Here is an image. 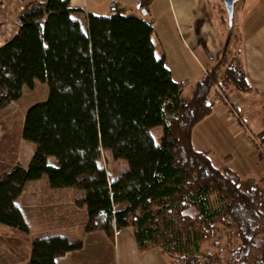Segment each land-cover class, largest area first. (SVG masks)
Masks as SVG:
<instances>
[{"label":"trees","instance_id":"trees-1","mask_svg":"<svg viewBox=\"0 0 264 264\" xmlns=\"http://www.w3.org/2000/svg\"><path fill=\"white\" fill-rule=\"evenodd\" d=\"M13 20L16 32L0 46V111L36 82L48 92L24 115L29 162L0 174V225L29 233L15 201L45 177L52 190L84 192L74 204L85 211L84 233L113 241L127 229L140 253L157 249L168 264H264V176L214 167L191 143L193 127L213 111L215 86L252 91L241 61L229 58V38L185 94V83L154 55L151 22L123 7L102 16L69 0H31ZM262 111L255 137L264 146V103ZM152 129H160L157 142ZM103 151L126 169L109 176ZM81 248L66 236L36 237L26 264H56Z\"/></svg>","mask_w":264,"mask_h":264},{"label":"crops","instance_id":"crops-1","mask_svg":"<svg viewBox=\"0 0 264 264\" xmlns=\"http://www.w3.org/2000/svg\"><path fill=\"white\" fill-rule=\"evenodd\" d=\"M18 1L21 3L23 2V4L20 5ZM27 1L30 0H0V46L10 39V37L16 32V27L13 23L14 16L17 10L27 3ZM69 4L72 8L80 9L87 14L102 16H108L110 14V6L113 4L123 8L125 7V13L131 8L130 4L127 5L122 1L118 2V0H69ZM257 10L258 12L252 10L256 13H251V11L247 12L241 28L243 34V43L240 50V54L243 56L241 64L246 69L245 75L252 91L244 94L235 92L229 93V99L235 104L236 108L241 113L243 121L248 124V130L249 132H252L256 141L258 140L255 136L261 130V118L263 115L262 103H264V7ZM131 14L138 16L135 13ZM73 17L78 19L82 25L85 24L83 15H75ZM189 18L191 21H194L193 19L196 18V15H191ZM198 18L202 19L199 23V34H202V37L198 40V37L195 36V28H193L188 31V39L191 40V43L194 46H197L198 43L203 45L204 53L206 52L204 57L211 68L215 60L212 57V52L214 51L212 44L214 41H218L222 48V43L225 38L223 37V31L219 26V29H217L218 35H216L214 28H212L208 22L206 14L202 15L201 13ZM188 25L190 27L189 22ZM220 55L221 54H219V56ZM216 57H218V53ZM209 69H202V74L205 75V72ZM198 80H193V83ZM39 84L42 85L41 93L45 94L46 87L44 84L36 82L34 88ZM27 90V88H23L22 97L14 103L20 102ZM209 101L211 100L209 99ZM25 112L23 115H25ZM21 129L22 126L20 128V134L18 133L17 141L15 142L16 150L14 156L11 157L9 161H5L8 170L16 163L23 166L27 165L33 153L34 147H31L21 138ZM154 130L155 129H152L150 131L152 137V132ZM158 140L154 139L155 142ZM191 143L196 151L209 153L214 167L220 165L227 166L241 178H253L257 180L264 176V146L256 148L255 144L248 138V133L241 126L240 122L233 118L223 106L213 107L212 113L193 127L191 131ZM6 149L7 146H3L0 149V156ZM23 150H25V153H23ZM48 162L54 164L52 158H49ZM42 180L43 178L27 183L21 195L15 201L24 216L29 230V233L26 235L28 243L26 245V250H24L25 254H23V257L21 258H17L16 251L13 249L8 248L7 250H2V246L7 245V242L11 243L13 240L15 241V239L11 238L7 233L10 229L6 227L3 229L4 232L0 231L1 264H26L29 252V242L35 236L44 237L60 235L68 238L67 229L74 230V236L72 239H80L82 242V248L58 259L56 264H168L166 258L157 249L140 253L136 248L132 234L127 229L117 231L114 234L113 241H109L106 236L100 232L84 233V209L82 208L79 210L81 216L76 225L73 223L74 214L76 212L74 203L71 202V209L68 211L71 213H67L65 208H63L65 201L61 202L57 200V198H61V195H63L60 194L61 189L52 190L48 187L45 180H43L46 184L43 189L46 190H39L36 183H39ZM50 194L52 197L49 196ZM50 198L56 199V202L54 200L56 203L55 207L57 210H61L62 214L67 217L66 223L68 224H65L63 230L59 229V231H52L53 233L40 235L43 233H35V231L37 232L40 230V227L39 225H36L38 222L36 223L33 221L36 220L33 218L37 217L38 219L36 221H38L41 215H44L45 212L40 209L41 215H38L39 213H35L31 207L33 204L39 203V206H42L43 209H46V207L52 208L53 206H51V204L53 201H51ZM38 199L40 200L39 202ZM32 225L34 226L31 227ZM43 228H45V226H43ZM46 228L49 229L50 227L46 226ZM15 237L18 239L17 235H15ZM15 246L17 248V245Z\"/></svg>","mask_w":264,"mask_h":264},{"label":"rangeland","instance_id":"rangeland-1","mask_svg":"<svg viewBox=\"0 0 264 264\" xmlns=\"http://www.w3.org/2000/svg\"><path fill=\"white\" fill-rule=\"evenodd\" d=\"M120 1L125 2L127 5L130 4L131 8L129 11H127L129 15H133L131 13H135L139 17H143L151 22L153 29L151 41L153 46H155L154 54L157 58H163L164 64L166 68L171 72L173 80L181 81L185 83L186 86L183 89L185 94L188 92L190 86L193 83V80H198L203 75L201 70L210 68L209 63L206 62V59L204 57L206 52L204 53L203 45L201 43H198L197 46H194L191 43V40L188 39V31L193 28H195V36L198 37V40L202 37V34H199V23L200 21H202L201 18H198L199 15L201 13L202 15L206 14V17L208 18V22L210 23V26L214 28L216 35H218L217 29L219 28L222 29L223 37L225 38L223 40V43L226 39L228 38L230 39L229 43L231 50L229 51V58L235 57L236 59L241 61L243 57L240 54L241 53L240 50L243 43V34L241 28L243 21L245 20V16L248 11H251V13L255 11L258 12L257 9L264 7L263 0H238L234 6L232 19L230 22H228V17L224 9L222 0H120ZM120 1L118 0V2ZM18 2L20 5L23 4V2L22 3L20 1ZM135 3H140L141 5L140 8L136 7L137 4ZM191 15H196V18L193 19L194 21L190 20L189 17ZM188 22L191 28L189 27ZM223 43H222V48L218 41H214V43L212 44V48L214 49V51L212 52L213 55L212 57L215 59L213 65L220 58L219 54H221L223 51ZM217 53H218V57H216ZM243 70L246 74V69L244 67ZM41 86L42 85L39 84L32 90L28 89L25 92V95L20 102L17 103L12 102L14 104L10 103L12 104L10 107H8L10 105L8 104L6 106L7 108L5 107L0 111V147L2 148L3 146H7L5 152H2L0 156V173L8 171V166L6 165L5 161H9V159H11V157L14 156L16 150L15 142L17 141L18 133L20 134V128L24 120L23 113L26 111L28 107L44 101L47 97V92H48L47 86L45 85L46 87L45 94L41 93L42 90ZM220 88L222 89L223 94L229 98L230 96L227 87L222 85ZM213 93H214V88L212 89V92L209 96V99L211 100L210 102H212L214 98ZM246 125L248 126L247 123ZM152 134L154 139L158 140L161 134L160 129H155L152 132ZM256 142L258 144L257 145L258 147H262L259 146L260 144L258 143V141ZM26 143L29 144L31 147H33V144L28 142ZM257 146L255 147L258 148ZM23 153H25V150H23ZM100 163L102 166H104L108 175L111 176L112 178L116 177L120 172L126 169V165L124 162L114 160L107 151L101 152ZM43 180H45L47 184L45 177H43ZM43 180L40 181L39 183H36L39 190H46L43 189L44 186L46 185ZM60 194L63 195H61L62 196L61 198H57V200L61 202L65 201L63 208H65L67 213H71L68 212L71 209V202L75 204L77 200H79L81 197L84 196L83 191H77L71 189H61ZM49 196L52 197L51 194ZM50 199L51 201H53L51 204V206H53L52 208L46 207V209H43L42 206H39V203L33 204L31 207V209L35 213H39L38 215H41L40 209L44 210L45 212L44 215H41L38 221H36L38 219L37 217L33 218L36 219L33 221H35L36 223L38 222L36 225H39L40 227V230H38L39 232L35 231V233H43L40 235H44L45 233H53L52 231H59V229L63 230L65 228V224H68L66 223L67 217L62 214L61 210H57L55 207L56 199L55 198H50ZM39 201L40 200L38 199V202ZM80 209L82 208H76V212L74 214L73 223H75L76 225L78 224V220L81 216L79 212ZM83 219L85 221L84 214H83ZM33 226L34 225H32L31 227ZM43 226H45V228H43ZM46 226L50 228L48 229L46 228ZM4 228L6 227L0 225L1 232H4L3 230ZM67 231H68L67 236L70 240H77L74 238L72 239V237L74 236V230L67 229ZM7 233L11 238H14L15 241L13 240V242L11 243L7 242V245L2 246V250L4 251L10 248L16 251L15 253L17 255V258L23 257V254H25L24 250H26V245L28 243L27 236L23 233L11 229ZM15 235L18 236L17 237L18 239H16ZM36 237H42V236H35L34 238ZM14 244L17 245V248Z\"/></svg>","mask_w":264,"mask_h":264},{"label":"built area","instance_id":"built-area-1","mask_svg":"<svg viewBox=\"0 0 264 264\" xmlns=\"http://www.w3.org/2000/svg\"><path fill=\"white\" fill-rule=\"evenodd\" d=\"M221 86H215L214 87V98L212 100V105L213 107L216 106H223L228 110V112L232 115L233 118H235L238 122H240L241 126L244 128L245 131L248 133V138L250 139L251 142L257 146V142L254 138V135L249 132L248 127L246 123L242 119L241 113L238 111L236 108L235 104L231 102V100L223 94L222 89L220 88ZM258 147V146H257Z\"/></svg>","mask_w":264,"mask_h":264},{"label":"water","instance_id":"water-1","mask_svg":"<svg viewBox=\"0 0 264 264\" xmlns=\"http://www.w3.org/2000/svg\"><path fill=\"white\" fill-rule=\"evenodd\" d=\"M236 1H237V0H222L223 5H224V9H225L226 14H227V17H228V22H230L231 19H232L233 6H234V3H235ZM136 7L139 8V4H137ZM143 13H144V12H143Z\"/></svg>","mask_w":264,"mask_h":264}]
</instances>
